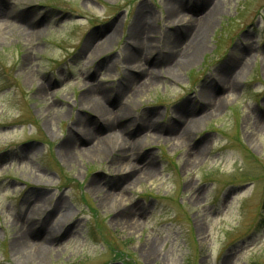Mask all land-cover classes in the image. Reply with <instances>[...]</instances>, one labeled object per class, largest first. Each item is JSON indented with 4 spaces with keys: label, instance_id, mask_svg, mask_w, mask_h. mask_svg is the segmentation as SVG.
<instances>
[{
    "label": "rangeland",
    "instance_id": "obj_1",
    "mask_svg": "<svg viewBox=\"0 0 264 264\" xmlns=\"http://www.w3.org/2000/svg\"><path fill=\"white\" fill-rule=\"evenodd\" d=\"M169 6L212 16L172 71L191 29ZM0 16V264H264V0H0ZM234 61L235 87L201 107ZM41 224L36 259L19 239L35 248Z\"/></svg>",
    "mask_w": 264,
    "mask_h": 264
},
{
    "label": "bare ground",
    "instance_id": "obj_2",
    "mask_svg": "<svg viewBox=\"0 0 264 264\" xmlns=\"http://www.w3.org/2000/svg\"><path fill=\"white\" fill-rule=\"evenodd\" d=\"M209 1V0H207ZM216 9V6L213 5L212 9L210 12H214ZM168 13V18H176L179 16V19L177 20V25H179L180 28H184L185 30H190V41H189V45L186 47V52L185 54L183 55H175V57L173 58V64H175L172 68H169L168 70L169 71H172L171 69H175V68H178V67H182L183 65H186L188 64L190 61L193 60L194 58V55L196 52H199L202 48L201 44L203 42V38H204V34L205 32L207 31L210 23H211V13H209L208 15H206L202 21H200V25H196L194 24L195 21L193 22L190 18L187 17V15H185L186 13V9L184 7H178V8H172L169 6V9L167 11ZM174 14H177V15H174ZM3 17L0 16V24H2L1 22H3ZM176 25V27H177ZM143 24L142 22H135L132 26V31H131V42L128 44V49H127V55L125 56V60L124 61H130L134 58H136V55L139 53H141L143 50V44L145 45V41L143 42V36H142V31H143ZM175 44H176V41H175ZM173 48L175 49V45L173 43ZM147 51V50H146ZM175 51H167V56L168 57H171L170 55L174 54ZM156 59H163V56H161V54H157L156 55ZM128 64H131L128 63ZM237 66H241V63L240 61H234L232 66L229 67V69L227 71H221L220 72V78H221V83H218L216 84L215 81L211 82V86L210 85H204L201 90L199 91V102L198 103H201L204 102V100H207L206 104H203L201 105V107H207V104L210 103V100L212 98V95L214 93V89L216 86H219L221 87L222 89H225L227 87H230V86H233L235 87V84L233 83L235 80H234V74H236V71H234L233 69H235ZM233 70V71H232ZM168 71V72H169ZM142 70L139 71V75H142ZM153 78H154V75L153 74H149V77H146V80H148V82H145L144 81V84L146 85H150L152 84V81H153ZM213 99V98H212ZM86 100V99H85ZM92 103V109L95 110V112L97 114H103L101 112L102 109H99V107H96L94 108V106L96 105V102H91ZM94 112V113H95ZM183 123L180 124V126H177L179 125L176 124L173 128H167V131L170 132V134H174V138L175 139H178L179 137L182 138L183 135L185 134V124H187L188 122H192L193 120H195V117H193V115L187 111H183ZM178 127L177 129L175 127ZM72 135H74L72 133ZM116 135H118L116 132H112L110 133V136H113V138H118V137H115ZM120 136V135H118ZM84 140H88L90 138V135L87 134V135H84ZM117 140V139H116ZM71 141H73L72 139H70L69 141H67L66 145L64 146V148H69L70 147V144H71ZM99 144V142H98ZM96 144L95 147L93 148L95 150L96 146L98 145ZM93 149H89L88 152L91 153L93 151ZM94 152V151H93ZM38 235L37 237L39 236L41 239V242H39L38 244H36V246H34L35 248H31L29 246V238H27L26 235H22L19 239V246H22V247H29L31 250V256L32 257H36L39 258L40 255L42 254V251L44 250V246H45V243L47 242H50V236H49V232L53 233V237H55V233L53 230L51 229H48L47 226L41 224V226H39L38 228ZM50 233V235H51Z\"/></svg>",
    "mask_w": 264,
    "mask_h": 264
},
{
    "label": "trees",
    "instance_id": "obj_3",
    "mask_svg": "<svg viewBox=\"0 0 264 264\" xmlns=\"http://www.w3.org/2000/svg\"><path fill=\"white\" fill-rule=\"evenodd\" d=\"M128 264H131V263H128Z\"/></svg>",
    "mask_w": 264,
    "mask_h": 264
}]
</instances>
